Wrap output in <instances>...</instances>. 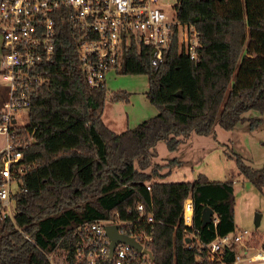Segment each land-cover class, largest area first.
<instances>
[{
    "label": "trees",
    "instance_id": "1",
    "mask_svg": "<svg viewBox=\"0 0 264 264\" xmlns=\"http://www.w3.org/2000/svg\"><path fill=\"white\" fill-rule=\"evenodd\" d=\"M176 10L177 19L200 35L197 59L179 54L176 40L157 69L148 47L125 51L116 72L145 75V97L158 113L121 132L103 123L105 88L85 84L73 32L60 25L49 81L34 94L28 123L15 127L27 143L20 149L29 169L11 194L13 218L0 215V264H51L48 255L57 250L64 251L65 264H86L75 258V227L115 213L152 227V264H220L209 258L206 244L236 231L233 181L203 173L193 181H158L169 173L159 170L177 161L152 164L150 149L162 140L175 150L191 133L208 135L215 125L232 129L250 110L264 117V0H180ZM111 100L127 96L117 93ZM228 155L239 175L264 186V166ZM187 196L193 202L190 226L181 216ZM139 202L154 222L137 221ZM207 207L213 214L203 221ZM237 250L226 248L221 261L231 263Z\"/></svg>",
    "mask_w": 264,
    "mask_h": 264
},
{
    "label": "built area",
    "instance_id": "2",
    "mask_svg": "<svg viewBox=\"0 0 264 264\" xmlns=\"http://www.w3.org/2000/svg\"><path fill=\"white\" fill-rule=\"evenodd\" d=\"M180 0H0V79L7 98L0 108V215L13 218L16 210L11 194L22 186V175L29 169L23 160L21 142L15 127L28 123V109L34 94L49 81L48 67L53 63L60 25L75 37L85 84L91 89L105 88V75L117 70L123 54L132 46L148 47L150 64L157 69L176 40L179 54L197 59L200 35L193 25L180 22L176 7ZM170 5L172 16L164 12ZM24 117V118H22ZM13 185L16 188H13ZM146 188L150 190L147 184ZM151 206V204H150ZM137 221L154 222L152 211L137 203ZM193 202L187 196L182 203L184 226H190ZM95 219L76 226L79 235L75 258L86 264H152L148 244L152 227L137 226L134 220ZM117 224L141 246L136 250L119 242L109 255V237L105 227ZM193 236V234H190ZM252 233L246 229L217 235L206 244L210 259L220 264L226 248L237 246L229 264H264V240L249 246ZM145 250V251H143ZM149 252V253H148ZM48 259L51 263V255Z\"/></svg>",
    "mask_w": 264,
    "mask_h": 264
},
{
    "label": "rangeland",
    "instance_id": "3",
    "mask_svg": "<svg viewBox=\"0 0 264 264\" xmlns=\"http://www.w3.org/2000/svg\"><path fill=\"white\" fill-rule=\"evenodd\" d=\"M164 12L172 16L170 5L164 6ZM105 76L106 96L101 118L111 129L121 132L158 113L156 107L145 97L148 90L145 75H123L118 74L116 70H110ZM117 93L126 94L127 101H112L111 96ZM6 98L7 88L0 79V108ZM242 117L243 120L236 123L232 129L226 130L215 125L213 132L208 135L191 133L172 151L168 150L164 141L160 140L150 152L152 164H165L171 159L176 161L182 159L178 165L175 163L159 170L169 171L164 178L168 182L193 181L199 172L209 179H234L236 231L246 229L252 233L249 246L255 247L257 241L261 244L264 240V186L258 189L245 177L239 175L233 156L228 154L232 152L240 154L253 168L264 166V117L254 110L243 113ZM258 118H262L261 124H252L254 119ZM13 188L16 186L13 185ZM253 233L258 238L257 241ZM50 258L51 264H65L62 250H57Z\"/></svg>",
    "mask_w": 264,
    "mask_h": 264
},
{
    "label": "water",
    "instance_id": "4",
    "mask_svg": "<svg viewBox=\"0 0 264 264\" xmlns=\"http://www.w3.org/2000/svg\"><path fill=\"white\" fill-rule=\"evenodd\" d=\"M179 94H177L178 96ZM213 214V211L210 207H207L205 211L202 214L203 221H207L209 217ZM106 233L109 237L110 243H109V255L112 254L115 246L117 243L122 242V243H128L132 245L136 250H139L141 246L134 240L133 237L127 235V234H122L118 231V226L117 224H109L105 227ZM145 251V250H143ZM149 253V252H148ZM150 259L152 260L153 257L149 253Z\"/></svg>",
    "mask_w": 264,
    "mask_h": 264
},
{
    "label": "crops",
    "instance_id": "5",
    "mask_svg": "<svg viewBox=\"0 0 264 264\" xmlns=\"http://www.w3.org/2000/svg\"><path fill=\"white\" fill-rule=\"evenodd\" d=\"M106 125H107V127H109V125L107 124V123H105ZM110 128V127H109ZM111 129V128H110ZM111 130H113V129H111ZM125 130V129H124ZM114 131V130H113ZM123 131V130H122ZM116 132V131H115ZM120 132V131H119ZM182 160V159H181ZM181 160H178L177 159V165L179 164V162H181ZM199 173H201V172H199ZM198 174V173H197ZM197 176V175H196ZM165 178V177H164ZM164 178H162V179H160V178H158V180H161V181H165L164 180ZM196 178V177H195ZM211 180H214V179H211ZM224 180H232L233 181V184H234V179H224ZM236 224V223H235ZM236 227H237V224H236ZM260 244V243H259ZM259 244H255V247L257 246V245H259ZM253 247H254V245H253Z\"/></svg>",
    "mask_w": 264,
    "mask_h": 264
}]
</instances>
